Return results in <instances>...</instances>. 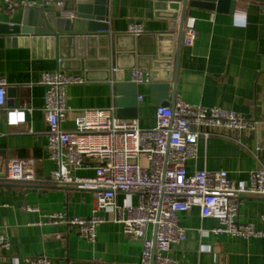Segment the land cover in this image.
I'll list each match as a JSON object with an SVG mask.
<instances>
[{
  "label": "crops",
  "instance_id": "1",
  "mask_svg": "<svg viewBox=\"0 0 264 264\" xmlns=\"http://www.w3.org/2000/svg\"><path fill=\"white\" fill-rule=\"evenodd\" d=\"M27 1L34 5L10 11L6 1L0 0V78L7 83L5 107L31 108L26 123L19 125H9L5 109L0 108V233L10 242L9 249L0 246V264H26V257L39 256L51 258L52 264H139L141 259L142 241L127 236L119 222L98 225L95 241L74 226L38 224L45 215L58 211L90 217L94 207L91 191L57 187L42 180L57 166L49 155L46 86L40 83L43 72L60 70L85 79L66 89L70 110L62 127L71 130L79 109L114 106L117 114L119 78L132 81V69L140 66L151 77L144 51L157 34H172L170 80H162L159 69L158 79L136 83V117L126 119H137L142 128L154 127L159 104L156 99L163 95L170 105L180 98L190 104L220 106L258 119V130H229L225 135L201 137L196 156L186 163L188 174L203 169L225 170L232 181L248 180L252 170L264 166V0H234L227 10L190 8L187 17L196 19V39L190 46L183 42L179 53V19L169 29L170 21L160 16L168 11L158 8L167 0H108L110 31L93 34L110 36L109 40L95 41L94 49L97 55L106 48L109 56L87 60L88 68L84 59L80 66L72 62L68 69H60L58 58L51 56L43 42H33V35L15 36L3 30L19 22L26 8L61 10L54 3L58 0ZM63 13L76 15V11ZM132 22L144 25L141 44L128 33ZM86 26V20L76 19L74 30L83 33ZM165 83L170 84L167 90L153 89V84ZM256 147L259 149L255 153ZM13 158L32 159L37 180L9 181L6 165ZM94 163L87 160L74 173L93 175ZM116 201L135 205L138 196L119 192ZM27 206L33 210H27ZM103 214L108 219L113 217L111 211ZM263 214L264 197H240L239 221L264 230ZM178 222L187 232L186 239L173 243L169 251L178 264H264V238L213 233L219 221L202 217L198 206L180 212Z\"/></svg>",
  "mask_w": 264,
  "mask_h": 264
},
{
  "label": "built area",
  "instance_id": "2",
  "mask_svg": "<svg viewBox=\"0 0 264 264\" xmlns=\"http://www.w3.org/2000/svg\"><path fill=\"white\" fill-rule=\"evenodd\" d=\"M7 9L15 11L32 6L27 0H5ZM55 5L62 7L64 1ZM74 16V14H69ZM196 19L187 17L183 42L193 45L196 39ZM128 33H145L144 25L132 22ZM113 70H117L114 68ZM134 83L151 81L150 73L133 68ZM82 76L60 70L43 72L40 83L46 86L45 106L49 155L56 168L42 179L57 187L89 190L94 196L90 217L69 215L58 211L45 215L38 224L74 226L90 241H95L97 226L106 221L123 225L124 233L140 239L143 249L139 264H178L169 251L173 243L186 239V229L180 226L178 214L198 206L202 217H212L219 224L213 233H225L245 238H264V230L253 223L239 221L240 197H264V166L252 170L248 180L232 181L227 171L208 169L188 174L186 163L194 158L201 137L225 135L229 130L256 132L259 120L248 118L220 106L205 107L177 98L173 105L156 106V124L142 128L137 119L120 118L114 106L88 107L77 111L75 127L65 130L62 123L70 110L67 87L81 84ZM6 86L0 78V108L5 110L9 125L26 123L31 108H9ZM140 100L143 96L138 97ZM259 147L255 148V153ZM95 161L93 175H76L86 161ZM9 181L35 182L37 177L32 159H10L6 165ZM119 192L134 193L138 203L116 201ZM27 210H33L27 206ZM111 211L108 219L103 213ZM264 221V214L262 215ZM0 246L10 248L9 240L0 233ZM26 264H52L46 256L26 257Z\"/></svg>",
  "mask_w": 264,
  "mask_h": 264
},
{
  "label": "water",
  "instance_id": "3",
  "mask_svg": "<svg viewBox=\"0 0 264 264\" xmlns=\"http://www.w3.org/2000/svg\"><path fill=\"white\" fill-rule=\"evenodd\" d=\"M64 5L61 10L51 9L46 11L44 8H26L17 23H12L4 27V31L15 36L33 35V42L44 43L50 48L51 56L57 57L60 69H68L70 64H81L84 59V65L88 68L87 60H92L96 56H109L108 49H102L97 55L95 54V41L98 39L109 40V35L97 36L93 34L96 31L109 32L108 24V0H63ZM234 3V0H167L158 4V8L167 10L168 12L160 14V16L168 19L170 22L168 28L172 29L176 20L179 19L180 29L177 39V53L181 48L184 36V26L189 9L192 7H204L218 10H227ZM76 11L75 16H68L63 12ZM86 20V32H75V20ZM35 25V26H34ZM33 26V27H32ZM90 32V33H89ZM142 35V34H141ZM141 35H132V39L141 44ZM172 34L166 32L159 33L155 36V40L148 44L144 53V61L150 62L151 78L156 80L159 77V69L161 70V79L169 81L171 78V51H172ZM27 37L25 41H27ZM86 58V59H85ZM148 66V65H147ZM178 66V63L177 65ZM141 67V66H140ZM177 69V67H176ZM116 85L117 93V115L120 118L136 117L135 106L137 103L136 83L125 81V78H119ZM175 82V81H174ZM169 83L153 84V89L167 90ZM156 102L162 105H170L165 101L167 96L163 95ZM68 188V187H65Z\"/></svg>",
  "mask_w": 264,
  "mask_h": 264
}]
</instances>
